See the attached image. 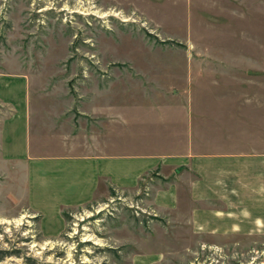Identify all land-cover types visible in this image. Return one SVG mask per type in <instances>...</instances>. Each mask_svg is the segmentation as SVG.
<instances>
[{"label":"rangeland","instance_id":"obj_1","mask_svg":"<svg viewBox=\"0 0 264 264\" xmlns=\"http://www.w3.org/2000/svg\"><path fill=\"white\" fill-rule=\"evenodd\" d=\"M0 73L28 77L47 152L118 142L122 109L167 124L181 102L206 113L208 145L264 142V0H0ZM24 187L0 155V264H264V235L197 232L143 185L98 191L48 236Z\"/></svg>","mask_w":264,"mask_h":264},{"label":"crops","instance_id":"obj_2","mask_svg":"<svg viewBox=\"0 0 264 264\" xmlns=\"http://www.w3.org/2000/svg\"><path fill=\"white\" fill-rule=\"evenodd\" d=\"M28 82L25 74L0 73V104L9 108L0 125V155L23 165L27 205L46 235H59L63 211L98 191L141 185L158 209L186 217L197 232L264 235L263 141L208 145L205 131L213 132L206 113L192 114L181 102L168 109L167 124L152 122L154 109H122L128 125L117 130L118 142L88 141L87 153L47 152L40 139L31 143Z\"/></svg>","mask_w":264,"mask_h":264},{"label":"trees","instance_id":"obj_3","mask_svg":"<svg viewBox=\"0 0 264 264\" xmlns=\"http://www.w3.org/2000/svg\"><path fill=\"white\" fill-rule=\"evenodd\" d=\"M111 193H113V190H111ZM63 216L66 218V216H68V213L66 211H63Z\"/></svg>","mask_w":264,"mask_h":264}]
</instances>
